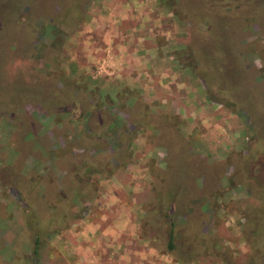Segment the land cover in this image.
I'll list each match as a JSON object with an SVG mask.
<instances>
[{"label":"rangeland","instance_id":"374dc122","mask_svg":"<svg viewBox=\"0 0 264 264\" xmlns=\"http://www.w3.org/2000/svg\"><path fill=\"white\" fill-rule=\"evenodd\" d=\"M79 1L0 0V264H264V0Z\"/></svg>","mask_w":264,"mask_h":264},{"label":"trees","instance_id":"16d2710c","mask_svg":"<svg viewBox=\"0 0 264 264\" xmlns=\"http://www.w3.org/2000/svg\"><path fill=\"white\" fill-rule=\"evenodd\" d=\"M81 1L84 2V0H80V1H79V17H77V20H76V21H73V24H71L70 27H75V26H77L76 23H77L78 21H80V19H81V18L83 17V15H84V9L82 8V4H83V3H82ZM175 4H176V3L173 2V0H170V5H171V6H172V5L174 6ZM28 10H29V9H28ZM51 12H52V14H55V12L53 11L52 8H51ZM71 12H72V10L69 11V13H68V16H70V17H72ZM242 12H243V11L240 12V17H241V18H247V17H249V16H247V15H246V16H243V15H242ZM35 14L39 16V13H38V12H36ZM39 18H40V24H41V25H44V24H45L44 26H47V24L52 23V26H54V28L56 27L57 29H59V31L56 30V28H55L54 30H56V31H58V32H60V33H61V30H62V31L64 30V27H63V26H59L60 24H62V22L59 23V24H58V23L54 24V21H53V20H51L52 22H50V20L47 19L48 17H44V18H43V17L39 16ZM57 22H58V21H57ZM216 22H217V25H219V23L221 22V20H217ZM50 25H51V24H50ZM203 28H206V26L204 25ZM214 28H215V27H214ZM219 29H221V28L218 26V29L215 30L213 36H214V38L218 39V36H217L216 33L219 32V38H220V40H221V38H222V37L220 36V31H221V30L219 31ZM206 30H207V29H206ZM210 35H212V34H210ZM217 43H218V41H216L215 43H211V44H215V47H216L215 49H218V50H219V49H220V46H218ZM197 48H198V50L196 49V52L198 51L197 53L199 54V56H203V58H202V57H199V58L205 59V61H206L207 57H206V55H205V53H204V50H206L207 48L204 49V48H202L201 46H198ZM52 58H53V57H52ZM227 68H228V67H226V69H227ZM200 75H201V77H203L202 74H200ZM203 79H204V77H203ZM204 80H205V79H204ZM67 89H68V91L70 90L68 87H67ZM69 93H70V91H69ZM31 191H32V190H31ZM168 207L170 208V206H167L166 210L168 209ZM165 215H166V214H164L163 216L166 217ZM168 224H169L170 228H172L171 221H169ZM171 231H172V229L169 231V233H170L169 235H171ZM169 239H170V236H169ZM167 245H168L169 248H172V244H171V243H168Z\"/></svg>","mask_w":264,"mask_h":264},{"label":"crops","instance_id":"0c3cea01","mask_svg":"<svg viewBox=\"0 0 264 264\" xmlns=\"http://www.w3.org/2000/svg\"><path fill=\"white\" fill-rule=\"evenodd\" d=\"M122 23H123V22H122V20H121L120 25H121ZM112 26H114V25H113V24H110V25L108 26L109 30L111 29ZM118 30H119V29H117V30L114 29V34H112V35H113V36H114V35H116V36L119 35L118 37H119L120 39H121L122 32H123V34L125 35V37H127V38L130 37V36H129L130 34H133V30H132V29H131L132 32H129L128 30L122 28V29H120L122 32L119 31V34H118ZM113 36H112V37H113ZM110 38H111V37H110ZM122 42H124V43L127 44V39H123ZM121 44H123V43H121ZM111 45H113L114 47H116V46L119 45V44L117 43V40L115 39V41L113 40V41L111 42ZM130 51H131L130 49H127V52H128V53H129ZM140 58H141V57L139 56V59H140ZM142 89H143L145 92H147V93L150 92V91L148 90L149 88H148L147 86L143 87ZM143 90H142V91H143ZM109 226H110V225H106V223H105V226L102 228L101 233H107V234H108L109 232H108L107 230H108ZM120 231H121V233H123V234L125 233L124 228H122V230H120ZM120 235H121V234H120ZM120 235H119V236H120Z\"/></svg>","mask_w":264,"mask_h":264}]
</instances>
